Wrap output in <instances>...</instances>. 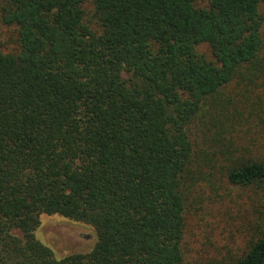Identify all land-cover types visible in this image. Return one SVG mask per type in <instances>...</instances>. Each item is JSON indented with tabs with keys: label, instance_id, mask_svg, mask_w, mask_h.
Segmentation results:
<instances>
[{
	"label": "trees",
	"instance_id": "obj_1",
	"mask_svg": "<svg viewBox=\"0 0 264 264\" xmlns=\"http://www.w3.org/2000/svg\"><path fill=\"white\" fill-rule=\"evenodd\" d=\"M197 2L1 0L0 264H186L190 208L226 183L247 249L214 264H264V0ZM42 214L92 250L58 258Z\"/></svg>",
	"mask_w": 264,
	"mask_h": 264
},
{
	"label": "rangeland",
	"instance_id": "obj_2",
	"mask_svg": "<svg viewBox=\"0 0 264 264\" xmlns=\"http://www.w3.org/2000/svg\"><path fill=\"white\" fill-rule=\"evenodd\" d=\"M208 2L198 0L197 5L206 6ZM1 30V42L13 38L12 29L4 27ZM199 51L210 57L207 45H201ZM201 192L202 202L195 203L188 213L184 241L186 264H214L215 260L220 261L228 254L239 256L247 249L248 235L237 228L243 222V216L252 209L245 198L246 191L226 183L220 190L205 186ZM35 234L58 258L89 252L98 238L91 225L59 214H42Z\"/></svg>",
	"mask_w": 264,
	"mask_h": 264
}]
</instances>
